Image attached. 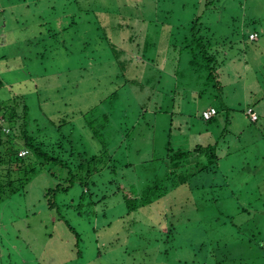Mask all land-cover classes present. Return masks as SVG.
Wrapping results in <instances>:
<instances>
[{
	"label": "rangeland",
	"instance_id": "obj_1",
	"mask_svg": "<svg viewBox=\"0 0 264 264\" xmlns=\"http://www.w3.org/2000/svg\"><path fill=\"white\" fill-rule=\"evenodd\" d=\"M27 1L0 0V102L23 96L31 120L37 119L43 127L47 117L56 121L78 115L75 135L92 153L99 152L101 145L84 128L83 116L108 115L112 105L117 123L122 124V114L127 111L133 138L123 141L130 153L127 147L120 152L129 155L135 167L119 168L114 176L120 180L116 185L127 191L141 190L151 183L155 176L152 169L157 165L160 174L166 172V162L152 161L165 156L170 146L184 152L214 146L221 159L215 166L216 174L195 177V183L206 184L205 191L202 186L191 190L184 185L130 215L121 197L101 202L98 191L93 200L83 199L79 185L57 198L59 211L49 210L44 192L55 188L64 175L59 171V179L53 177L45 165L29 179L25 195L15 194L0 204V264H208L200 244L204 239L226 244L215 251L217 262L264 264V233L253 230L264 222V123L260 120L253 125L248 111V117L245 115L247 107L257 103L256 109L264 113V0H223L221 10L208 17L204 16L206 0H199L198 7V0H182L188 4L183 10L178 0H172L173 8L167 10L161 7L162 0L160 8L151 0H105L108 12L103 4V25L117 49L123 51L121 58L132 61L127 82L134 79L145 86L144 90L140 85L121 89L117 106L109 97L125 81L116 77L118 66L111 50L99 43L102 33L95 30L94 15H81L80 23L73 25L72 18L63 13H81L77 3L71 4L73 0H37V5L30 4L35 0ZM51 6L56 7V13ZM124 15L128 19L125 24ZM198 17H203L202 22L220 37L221 44H227V60L218 70L221 89L214 82L196 83L186 65L187 55L180 69L194 79H186L190 91L180 84L176 88L175 54L157 67L145 63L144 54H137L133 44L122 42L145 34L138 43L147 42L150 51L157 50L156 44L165 48L172 40L184 38L190 22ZM158 18L161 27L154 31L151 24ZM173 87L174 97L162 90ZM201 88L203 95L199 94ZM23 104L20 101L18 113H22ZM211 106L217 107V114L206 125L202 114ZM194 125L201 131L200 137ZM117 135L109 138L105 132L106 141L116 145ZM190 160L192 171L207 163L205 157L196 155ZM215 183L226 184L222 189L212 188ZM212 191L221 193L222 200L211 204L208 195ZM255 192H259L257 196ZM70 226L81 235L80 248ZM160 246L163 251H173L160 254L156 249Z\"/></svg>",
	"mask_w": 264,
	"mask_h": 264
},
{
	"label": "trees",
	"instance_id": "obj_2",
	"mask_svg": "<svg viewBox=\"0 0 264 264\" xmlns=\"http://www.w3.org/2000/svg\"><path fill=\"white\" fill-rule=\"evenodd\" d=\"M151 1L154 6L156 5V7L158 6L160 8V0ZM222 1L223 0H206L204 2V16L208 17L220 11L222 8ZM178 2L181 10L188 7V4H183L182 0H178ZM27 3L28 1L24 0V4ZM36 3H38L37 0L30 4L37 5ZM73 3H77V9H80L81 13L69 16L71 15V12L68 10L65 11L64 9L65 12L63 13L67 15L66 18H72V24L78 25V21L80 23V19L82 18L81 15H94L92 23L95 22L97 25L95 30L96 32L99 31L102 33L101 39L98 38L99 43L103 47H107L111 50L114 55V62H116L118 66L116 77H122L125 81L121 88H118L117 91L111 94L109 97L110 103L114 106H117L120 103L122 99L121 89L140 85L141 89L144 90L145 86L137 80L133 79L127 82L126 73L129 71V66L132 61L130 62L121 58L123 51L117 49L118 44L114 42L112 35L105 29V25H103L104 15L102 18L103 11L101 12V10L103 4L105 5V0H73L71 4ZM200 3L202 2H199L198 0L196 7L200 6ZM172 5V0L161 1V7L166 10L167 7H171L170 9H172ZM95 6L98 7L95 8ZM51 9L53 13H56V7L51 6ZM105 10L108 12V7L106 5ZM141 13H144V11L141 10ZM77 16H79V18ZM159 20L160 18L152 21L151 25H153L154 31H157V29L161 27V22ZM202 20L203 17H198L192 20L189 24V30L184 38L182 37L180 40L178 37L176 39L177 41L172 40L171 46L168 44V41V45H166L165 48H159L158 44H156L155 48L157 50L150 51L151 45L147 42L144 45L138 43V40L145 38V34H142L141 38L137 35L133 37L131 41L126 39L122 42H124L126 46L128 44H133L134 50H136L137 54H144V62L153 66L159 65L162 60H168L171 55L175 54L177 69L174 72L176 76L174 87L176 88H178L180 84L185 91H190L191 84H189L188 81L186 82V79H188V77L190 78L192 75L196 81L198 80L196 83L201 82L208 84L214 82L215 87L221 89V83L220 81H217L220 78L218 70L225 64V61L227 60L226 53L229 51L225 48L227 44L223 41V44H221L219 40L220 37L212 33L209 25H205L207 23L202 22ZM124 21H128L126 16L123 17L122 22L124 23ZM88 23L90 22L88 21ZM123 28L124 25L121 26V29ZM66 30H68V28H64V31ZM158 31L161 32L160 30ZM154 33L155 32H153V34ZM51 36H54V34H51ZM185 55L188 56L186 57L188 60L186 65L190 68V76H187L186 72H183L180 69L182 65L186 63V58H184ZM194 78H190V80ZM176 83H178L177 86ZM174 87L170 90L165 88L162 90L167 91L168 96L170 94L174 97ZM203 93H205V91L201 88L199 94L203 95ZM14 96L15 97H11L7 101L0 102V204L5 200L12 198L15 194L23 193L25 195L26 186L30 181L29 179L34 177L38 170H41L45 165L49 168L50 174L53 177L59 179L57 177L59 171L64 175L63 180H59L61 182L55 188L45 190L44 192V197L47 199V207L49 210H55L58 208L57 198H59L60 195L69 193L71 189L76 185H79L81 187V198L83 199L88 197L93 200V195L98 191H100V193L98 192L99 195H102L101 202L107 201L112 197H121L123 203L126 205L127 215L137 212L142 208L154 205L181 186L185 185L191 187V190L195 185L202 186L195 183V177L200 179L199 175L203 176L208 173L216 174L217 169H215V166L218 165V162L221 159L217 154V147L210 146L203 148L198 146V148L192 152H184L170 146L168 147L165 156L152 161V163L166 162V172L163 175L162 173L160 174V168L157 165L152 169V173H155V176L151 183L146 184L141 190L131 188V191H127L125 187L122 188L119 185H116L117 181L120 180L114 179L119 168L131 169L135 167V165L129 161V155H121L120 152V150L123 148L126 149L127 147L123 144V141L128 142L133 138L129 133L131 128L128 127L126 121L127 119L125 115L127 111H124L122 114V122L125 121V123L122 124L117 123L118 120L114 111L115 108L111 104L112 110L110 109L108 115L103 113L102 115L85 114L83 116L86 122L84 128L88 132L90 131L93 140H97L101 145L99 152L92 153L83 145V140L77 139L75 135V117L78 115L70 114L65 116L66 118H59L56 121L47 117L46 119L48 120V123L46 127H43L37 119L34 121L31 120L29 105L23 100V96ZM129 100L133 101L132 99ZM20 101H23L24 103L22 113H18L17 109ZM139 108L143 109L146 108V106H140ZM79 113L80 112H78V114ZM129 115L130 114H127V116ZM65 128H68L69 132H67ZM78 128L81 127L78 125ZM82 130L84 129L82 128ZM105 132L109 138H112V134H118L116 136V145L113 141H106ZM217 146H219V143ZM22 151H26L27 153L25 155H20ZM127 153H130V147H127ZM193 155L205 157L207 159V163L198 167L194 166V169L197 167L196 171H192L193 168L189 167L192 163L190 158ZM122 158L123 161L121 160ZM54 168L57 169V172L53 170ZM212 169L213 172H211ZM161 170H163V168H161ZM208 176L209 175H207V177ZM202 188H205L202 189L204 191L207 189L205 183ZM212 188L222 189L224 188V185L215 183ZM258 193L259 192H255V195L257 196ZM208 196H210L208 200H210L211 204H214V202H216V199H213L214 192L212 195ZM57 210L59 211V208ZM248 211L249 210L247 209L244 210V212ZM212 217L214 218V216ZM69 229L77 238V248H80L81 235L71 226ZM253 230L258 231V233L262 235V233H264V222L262 226H257ZM206 233L207 237L211 234L207 231ZM170 235H172V239V231H170ZM165 242L167 241L165 240ZM200 244L202 246L201 249L205 250L207 254L208 264H222L221 262H217L215 251H217L219 245L225 246L223 242L219 241L216 243L214 240L209 241L204 239ZM156 249H159L158 253L161 252L164 255H169L170 252L173 251L171 250L172 248L163 251L161 246ZM78 255H81V250H79ZM223 262H225V260H223ZM194 263L200 264V262L195 261Z\"/></svg>",
	"mask_w": 264,
	"mask_h": 264
},
{
	"label": "crops",
	"instance_id": "obj_3",
	"mask_svg": "<svg viewBox=\"0 0 264 264\" xmlns=\"http://www.w3.org/2000/svg\"><path fill=\"white\" fill-rule=\"evenodd\" d=\"M252 34H253V33H252ZM186 88H187V87H186ZM257 104H259V103H257ZM257 104H255V106H252V105L248 106L247 109H246V111H245V115L248 117V115H247V111H248V109L252 108V109L254 110V112L258 115L259 119H258L256 122H252V121L250 120V118L248 117L249 121H250L253 125H255V124H258V122L261 120V125H262V123H264V113L261 112L262 110H257V109H256L257 106H258ZM223 106H224V105H223ZM211 108H215V109H217L216 106H211V107H209V108H206L204 111L209 110V109H211ZM224 108L226 109L227 107L224 106ZM226 110H230V108H227ZM204 111H203V112H204ZM223 111H224V110H223ZM259 113H261L262 115L259 114ZM203 121H204V120H203ZM204 123H205L206 125L210 124V122H207V121H204ZM194 127H195V129H193V130L195 131V133L197 134V136L200 137V136H201V131H198V130H197V125H194ZM261 127H262L263 130H264V125H262ZM190 131H192V129H190ZM205 131L208 132V131H209V128H205ZM218 138H219V136H218ZM218 143H219V142H218ZM255 169H256V166H255ZM197 181H199V180H197ZM225 184H226V183H225ZM225 184H223V185L225 186ZM214 197H215V198H213V199H216V200H215L216 202L222 200V199H221V193H214ZM203 200H204V199L202 198V201H203ZM205 200H206V198H205ZM242 229H243V228H240V230H242ZM225 247H227L226 244H225ZM247 248H248V247H247ZM241 252H245V250H243V251H241Z\"/></svg>",
	"mask_w": 264,
	"mask_h": 264
},
{
	"label": "built area",
	"instance_id": "obj_4",
	"mask_svg": "<svg viewBox=\"0 0 264 264\" xmlns=\"http://www.w3.org/2000/svg\"><path fill=\"white\" fill-rule=\"evenodd\" d=\"M248 115L250 116L249 118L251 119L252 122H256L258 120V115L252 111V109L248 110ZM217 114V111L215 108H211L209 110H206L203 112L202 116L203 119L207 122H209L210 120H212Z\"/></svg>",
	"mask_w": 264,
	"mask_h": 264
}]
</instances>
